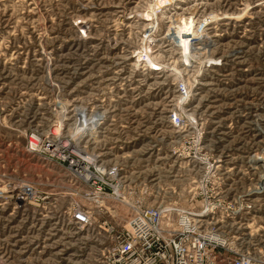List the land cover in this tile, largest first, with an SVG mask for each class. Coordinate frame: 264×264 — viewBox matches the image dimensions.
Returning a JSON list of instances; mask_svg holds the SVG:
<instances>
[{
	"label": "rangeland",
	"instance_id": "rangeland-1",
	"mask_svg": "<svg viewBox=\"0 0 264 264\" xmlns=\"http://www.w3.org/2000/svg\"><path fill=\"white\" fill-rule=\"evenodd\" d=\"M141 3L0 0V187L25 178L55 189L52 171L25 148L29 131L58 128L67 140L74 108L103 98L109 113L89 148L133 164L153 204H185L195 187L252 204L217 225L235 249L264 252V187L256 188L264 174V0L195 1L215 22L211 47L197 55L205 68L186 106L193 124L180 129L167 119L179 66L142 73L126 53L138 28L127 14ZM127 215L118 206L106 220ZM65 218L51 206L15 209L0 198V264H95L97 226L80 230Z\"/></svg>",
	"mask_w": 264,
	"mask_h": 264
},
{
	"label": "built area",
	"instance_id": "built-area-1",
	"mask_svg": "<svg viewBox=\"0 0 264 264\" xmlns=\"http://www.w3.org/2000/svg\"><path fill=\"white\" fill-rule=\"evenodd\" d=\"M195 1L142 0L127 14L138 26L126 49L131 67L161 75L179 66L180 72L172 79L174 104L167 113L175 129L193 124L186 106L200 69L205 68V58L198 63L197 55L211 47L202 30L215 22V16L192 8ZM180 36L190 43L183 46ZM197 64L200 72L186 73ZM108 113L103 98H90L81 117L72 115L67 140H62L55 128L48 132L30 130L25 148L52 171L49 185L55 189H46L42 179L21 178L4 183L0 198L11 201L15 209L51 206L55 218L66 217L80 230L97 226L95 264H264V252L235 249L221 228L223 224L217 225L216 219L223 220L229 213L237 215L252 204L215 198L198 186L185 204H153L143 199L152 189L140 171L132 169L133 164L128 167L116 158H102L96 149L89 148L88 142ZM205 167L211 168V161L207 160ZM259 187H264V174L258 180ZM52 195H58L53 202L49 200ZM118 206L129 215L119 223L106 220L118 212Z\"/></svg>",
	"mask_w": 264,
	"mask_h": 264
},
{
	"label": "bare ground",
	"instance_id": "bare-ground-1",
	"mask_svg": "<svg viewBox=\"0 0 264 264\" xmlns=\"http://www.w3.org/2000/svg\"><path fill=\"white\" fill-rule=\"evenodd\" d=\"M199 9V8H198ZM85 21V20H84ZM84 23V22H83ZM80 27H81V25H80ZM209 26H207V27H205V29H203L202 30V33L203 34H207L208 35V32H210L209 31ZM85 29H88V26L87 25H85ZM204 30H205V32H204ZM200 36V35H199ZM206 39H207V36L205 35V41H206ZM180 42H181V44L183 45V46H187L189 43H190V41L188 40V38L186 39L185 37H182V36H180V40H179ZM208 42H209V44H210V41L208 40ZM48 71V70H47ZM75 72V71H74ZM48 76H49V74H48ZM71 76V75H70ZM78 76V75H77ZM46 77H47V75H46ZM49 78V77H48ZM46 80H47V78H46ZM82 80V79H81ZM71 82V81H70ZM62 109V108H61ZM61 109H59V110H61ZM54 110H56V109H54ZM53 111V110H52ZM62 111H64V110H62ZM62 111L60 112V113H62ZM85 112V105L84 106H82V105H77L75 108H74V110H73V115H75L76 113H78L79 114V116L81 117V115L83 114ZM53 113V112H52ZM60 113H58V114H60ZM92 119H94L95 117L94 116H92L91 117ZM57 128V127H56ZM58 129V128H57ZM263 157V156H262Z\"/></svg>",
	"mask_w": 264,
	"mask_h": 264
}]
</instances>
